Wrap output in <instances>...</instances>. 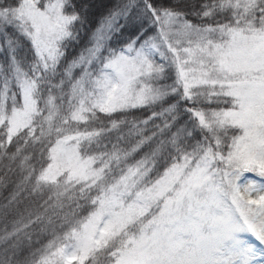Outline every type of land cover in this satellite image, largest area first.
<instances>
[{"label":"snow or ice","instance_id":"1","mask_svg":"<svg viewBox=\"0 0 264 264\" xmlns=\"http://www.w3.org/2000/svg\"><path fill=\"white\" fill-rule=\"evenodd\" d=\"M0 264H264V0H0Z\"/></svg>","mask_w":264,"mask_h":264}]
</instances>
